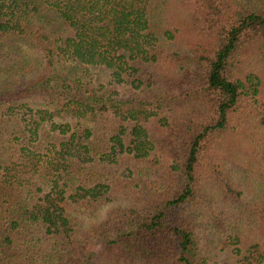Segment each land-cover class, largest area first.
Listing matches in <instances>:
<instances>
[{"label": "trees", "instance_id": "16d2710c", "mask_svg": "<svg viewBox=\"0 0 264 264\" xmlns=\"http://www.w3.org/2000/svg\"><path fill=\"white\" fill-rule=\"evenodd\" d=\"M172 13L209 46L163 37ZM253 50L264 0H0V264H206L208 211L228 264H264ZM239 110L258 183L235 204L215 182Z\"/></svg>", "mask_w": 264, "mask_h": 264}, {"label": "rangeland", "instance_id": "374dc122", "mask_svg": "<svg viewBox=\"0 0 264 264\" xmlns=\"http://www.w3.org/2000/svg\"><path fill=\"white\" fill-rule=\"evenodd\" d=\"M255 1L256 0H253V2ZM256 3H258L259 6L261 5L259 1ZM162 33L163 37L184 50L207 47L210 44L206 37L187 32L181 25L179 19L175 17V13L171 14L170 20L166 22L165 29H162ZM239 70V75L245 87L252 93L251 96H247L249 103L253 105L252 102L255 98H253L252 95L256 96V99L259 101L262 99L264 100V64L257 56V52L253 50L246 53L242 57ZM250 74H254L252 78L253 81L250 80ZM254 105L257 107L256 104ZM247 108L250 109L249 107ZM241 115V110H239V112L235 114L234 124L236 125L233 127L234 129L229 131L224 137L225 152L228 154L220 161L221 172L215 182L219 196L229 203L235 204H241L243 202V200L239 198L238 193H243L245 197L250 194L249 190L251 187L258 183L254 171H251L254 163L255 149L249 141H243L239 135L242 130L238 125V123L242 121ZM63 120L74 121L70 116H64ZM251 123L256 125V121H252ZM255 131V136H257V138L263 135L261 129H256ZM177 147V149H180L179 146ZM210 171L212 172V170ZM210 171L208 170L209 173H211ZM113 207H115V204L105 206L99 218H104L109 209ZM216 214L221 217L219 212ZM211 216L212 213L210 211L206 212L204 216L198 218L192 229L200 244V249L205 251L204 255L207 259L206 264H228L230 261L228 260L229 258L222 257V252L220 250V246L224 244V240L221 238L224 225H222L218 219L215 220L216 224H212L213 220ZM244 243H246L245 240H243V244Z\"/></svg>", "mask_w": 264, "mask_h": 264}]
</instances>
